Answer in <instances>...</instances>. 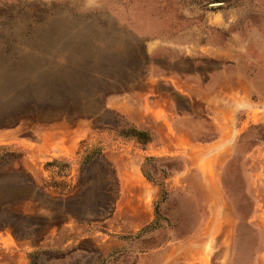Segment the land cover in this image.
<instances>
[{"label":"rangeland","instance_id":"obj_1","mask_svg":"<svg viewBox=\"0 0 264 264\" xmlns=\"http://www.w3.org/2000/svg\"><path fill=\"white\" fill-rule=\"evenodd\" d=\"M171 69L207 86L192 77L188 100L156 85L189 109V139L212 140L217 116L238 142L149 157V130L164 128L138 135L133 103L105 109ZM230 145L237 239L223 227L208 262L264 264V0H0V264H132L210 213L207 156Z\"/></svg>","mask_w":264,"mask_h":264},{"label":"crops","instance_id":"obj_2","mask_svg":"<svg viewBox=\"0 0 264 264\" xmlns=\"http://www.w3.org/2000/svg\"><path fill=\"white\" fill-rule=\"evenodd\" d=\"M149 43L150 42L147 44ZM146 52L152 56L155 54V50L150 48V46L146 48ZM153 70L154 68L151 71ZM192 77H197L202 80L199 75H192L190 72L185 71H174L171 69L161 70L156 73L153 72L149 76V81H151L153 86H151L148 91H142L139 92V94L135 92L134 97L126 93L124 96L117 98L116 101L115 99H113L114 102L113 100L112 102L110 101L105 109L127 113L129 112L127 111V107L133 103L134 115L131 117V115L128 114V117L133 119L135 129L143 132L148 131L151 128V122L160 126V129L164 128L163 132H155L154 129L149 130L150 139L147 143L151 147L150 154L147 153L149 157H172L174 151H172L173 148L171 146L169 147V145L175 143L177 147L181 148L184 141L195 142V144H200L199 147L207 150H210V147H217L218 144L231 143L233 141L238 142L236 139L241 132L238 125L236 126L237 134L232 138L231 131L226 132L223 128H220V126H223V122L221 118L219 117L220 119H218L217 116H215L214 119L215 122L217 121V129L219 130L212 140L202 141L199 139H189L186 127V118L190 115L189 109L187 107H180L172 99H167L164 96L166 93L156 89V85L163 83L171 84L173 86L172 89L177 92V94L185 96L189 100L193 97L197 98V96H200V88L190 87L188 83ZM247 82L252 84L251 79H248ZM204 86L205 84L202 80L201 89L207 87ZM131 98L133 101H131ZM236 107L237 106L232 108L234 112L238 111ZM161 143L163 144L159 145ZM228 151L229 153L233 152V146H225L223 149L217 148V150L207 156L208 160L213 159L215 163L219 160V166L213 168V173L210 170L203 172L205 175V184L209 187V192H211V198L213 199L209 204L210 213L203 209L200 221L190 233L179 235L175 229H170L168 234L169 237L164 243L144 251H138L132 264H210L208 259L216 250V245L214 243L221 235L225 234L223 227L227 225L231 231H229V234H226L225 240L230 238L231 242L229 241V243L231 244H233V241H236V228L239 222L237 211L233 202L229 203L230 205L228 204V199H226L228 196L221 183V176L225 170V163H222L221 159L223 156L231 157L228 155ZM141 163H143V161L140 162L137 170H133V174L142 180L145 179V177L142 172ZM181 172L183 173V171ZM177 214L188 215L187 207L183 204H181V206L179 205L178 211L172 215L171 221H174ZM151 221H153V216L150 217V222ZM150 222L145 223L148 224ZM234 228L235 231L232 232ZM220 245H222V243Z\"/></svg>","mask_w":264,"mask_h":264},{"label":"trees","instance_id":"obj_3","mask_svg":"<svg viewBox=\"0 0 264 264\" xmlns=\"http://www.w3.org/2000/svg\"><path fill=\"white\" fill-rule=\"evenodd\" d=\"M135 130L137 131L138 135H145V132H143V131H139V130H137V129H135Z\"/></svg>","mask_w":264,"mask_h":264}]
</instances>
